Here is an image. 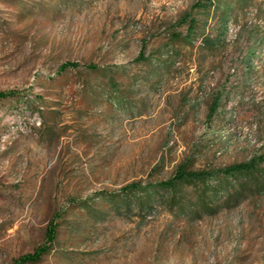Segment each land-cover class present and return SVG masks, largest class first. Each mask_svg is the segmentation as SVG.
I'll list each match as a JSON object with an SVG mask.
<instances>
[{
    "label": "rangeland",
    "instance_id": "rangeland-1",
    "mask_svg": "<svg viewBox=\"0 0 264 264\" xmlns=\"http://www.w3.org/2000/svg\"><path fill=\"white\" fill-rule=\"evenodd\" d=\"M195 1L0 0V91L15 93L0 100V264L41 245L56 212L52 250L29 264H264V193L195 220L119 204L186 159L264 154V0H230L215 50L174 37ZM219 14L197 13L213 35Z\"/></svg>",
    "mask_w": 264,
    "mask_h": 264
},
{
    "label": "trees",
    "instance_id": "trees-1",
    "mask_svg": "<svg viewBox=\"0 0 264 264\" xmlns=\"http://www.w3.org/2000/svg\"><path fill=\"white\" fill-rule=\"evenodd\" d=\"M247 1V0H245ZM236 3L230 0H196L175 22L176 39H182L193 44L201 38L203 46L215 50L222 46L229 32V24ZM220 12L217 21V32H207L201 26L198 12ZM248 51V59L253 60L257 48ZM76 63H65L62 69L74 66ZM93 67V65H90ZM13 92L0 91V100L7 98ZM222 94L215 96L207 114L212 120L221 103ZM264 154L256 153L247 160L233 162L224 166L210 168H194L191 160L181 162L173 174L158 182H132L122 189L120 206L132 209L136 205L145 208L147 212L155 210L157 204H165L169 210L181 216L195 220L206 214H215L228 204H238L241 200L264 192ZM120 193L116 197H120ZM60 212L50 219L44 242L33 252L21 255L15 259V264L39 262L49 253L59 235Z\"/></svg>",
    "mask_w": 264,
    "mask_h": 264
}]
</instances>
